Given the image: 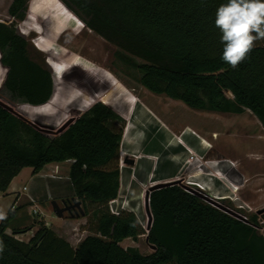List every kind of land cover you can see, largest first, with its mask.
I'll return each instance as SVG.
<instances>
[{
	"label": "trees",
	"instance_id": "1",
	"mask_svg": "<svg viewBox=\"0 0 264 264\" xmlns=\"http://www.w3.org/2000/svg\"><path fill=\"white\" fill-rule=\"evenodd\" d=\"M61 1L86 27L117 47L116 57L139 72L138 82L147 90L195 110H251L264 125V44H256L235 69L221 58L224 44L215 19L228 0H70L87 17L69 0ZM29 2L12 1L9 13L14 20L26 17ZM0 53L7 69L2 86L11 96L39 105L35 107L51 100L54 76L44 61L32 58L14 21H0ZM107 96L100 98L105 103L93 104L56 137L0 104V191L6 192L26 167L37 174L49 164L71 161L75 195L96 222V234L77 247L46 224L26 242L16 234L30 227L11 229L19 207L11 209L0 222V264H264L263 232L178 181L151 191L149 230L133 211H110L121 186L126 121ZM248 216L259 225L257 213ZM144 234L156 246L149 254L121 244Z\"/></svg>",
	"mask_w": 264,
	"mask_h": 264
},
{
	"label": "rangeland",
	"instance_id": "2",
	"mask_svg": "<svg viewBox=\"0 0 264 264\" xmlns=\"http://www.w3.org/2000/svg\"><path fill=\"white\" fill-rule=\"evenodd\" d=\"M12 1L0 0V21L8 24L14 21L17 31L28 41L32 58L44 61L52 72L55 91L51 100L43 104L42 107H35L39 105H31L24 99L14 98L2 86L7 69L0 62V104L42 129L49 136H58L93 104L99 101L104 102L100 100L101 97L108 95L109 105L125 119L126 123L129 118L130 105L137 100L140 103L149 104L158 115L172 125L180 123L194 127L213 141L215 148L211 150V155L218 153L226 156H235L237 153L241 155L243 146L258 147L261 145L263 139L258 135H262V128L256 122V118L248 113L232 114L195 110L182 101L147 90L138 82L139 72L124 65L116 57L117 47L86 27L82 19L68 9L63 1L30 0L28 13L23 20H14L10 15L9 8ZM72 4L82 17H87L83 9ZM256 44H264V39H258ZM114 84L123 92L116 90ZM87 103L90 105L86 107ZM154 132L156 133L154 134ZM248 132L253 135L250 139L246 137ZM146 135V139H150L154 135L147 146H149V150H156L159 157L163 158L172 150L166 148L161 141L166 136L164 129H157L156 126H153L148 128ZM124 153V155L121 153L120 165L127 169L128 167L135 169V166L126 165L124 160L128 157L137 159L141 154L129 151H124ZM196 155L202 161V165L203 163L207 164V160L202 155ZM70 163L61 164L62 172H64L62 176L68 175ZM199 164V162H192L191 166L198 168ZM30 170L31 168H28L20 174V179H23V184L26 186L25 194L40 188V183L28 180L26 174ZM46 172L47 168L41 171L44 174H47ZM187 180L195 181V177L185 174L178 182L185 187ZM58 186L59 190L65 191V195H57L53 199L49 191L52 188L47 186L42 191L43 195L47 196L36 201L39 207L34 209L22 207L18 211L17 216L12 220L11 229L30 227L29 230L16 234L18 239L27 240L41 224H47L49 228L57 231L74 247H77L81 240L88 235L96 234V222L91 215H86L83 204V215L74 213L72 216L66 212L64 218L57 216L52 204L54 200L61 207H64L66 203L73 202L74 198L80 201L69 182ZM202 187L208 192V188ZM213 199L226 207L239 209L246 215L255 213V210L251 208L253 206L243 203L237 196H234V199L238 204L226 202L222 198L215 197ZM139 201L141 206L138 213L143 227L148 230L149 213L146 196ZM3 204L4 201L0 200V207ZM116 204L120 207L129 206L126 197L122 195L116 199ZM238 205H242V207L238 208ZM92 211L93 207L90 206V213ZM121 244L124 247H138L144 254L153 252L146 234L140 236L138 241L129 238Z\"/></svg>",
	"mask_w": 264,
	"mask_h": 264
},
{
	"label": "crops",
	"instance_id": "3",
	"mask_svg": "<svg viewBox=\"0 0 264 264\" xmlns=\"http://www.w3.org/2000/svg\"><path fill=\"white\" fill-rule=\"evenodd\" d=\"M245 113L254 116L256 122L261 126L263 133L258 135L263 139L261 145H258V147L243 146L241 155L239 153L235 156H226L219 153L211 155V150L215 148L214 143L210 138L202 135L199 130L180 123L172 125L166 122L165 118L158 115L149 104L140 103L137 100L133 101L130 105L129 118L124 129L121 153L124 155V151H129L141 155L137 159L126 158L129 159L128 162L124 160L126 165L135 166V169H129V167L127 169L120 165L121 186L117 198L122 195L129 202V206L123 207V210L133 211L139 216L138 212L141 206L139 200L146 196L151 186L178 181L185 174L193 175L196 182L208 188L207 190L212 197L215 196L226 202L236 203L234 196H237L243 203L256 208L251 207L255 212L264 209V125L251 110H246L242 114ZM153 126L166 131V136L161 141L166 148L172 149L163 158L158 156L156 150H149V146H147L154 135L150 139H146V134L148 128ZM246 137L250 139L253 135L248 132ZM189 150L202 155L207 160V164L203 163L201 167L193 168ZM130 160H133V163ZM61 164L47 165L45 167L47 168V174L41 172L34 174L33 168H24L20 174L31 168L26 174L28 180L40 183V188L25 194L26 186L23 184V179H20V174L16 176L6 192L0 191V200L4 201V204L0 207V213H2L0 222L11 209L14 210L19 207L20 211L22 207L31 209L39 207L36 201L47 196L43 195L42 192L47 186L50 189L52 188L49 191L53 199L57 195H65V191L59 190L58 185L68 182L72 187L73 185L69 178V172L67 176H62L64 172H62ZM262 213L264 218V212ZM37 230L36 228L34 234ZM34 234L24 241L28 242Z\"/></svg>",
	"mask_w": 264,
	"mask_h": 264
},
{
	"label": "clouds",
	"instance_id": "4",
	"mask_svg": "<svg viewBox=\"0 0 264 264\" xmlns=\"http://www.w3.org/2000/svg\"><path fill=\"white\" fill-rule=\"evenodd\" d=\"M215 25L224 44L221 58L235 69L248 58L255 42L264 39V0H228L217 9Z\"/></svg>",
	"mask_w": 264,
	"mask_h": 264
},
{
	"label": "water",
	"instance_id": "5",
	"mask_svg": "<svg viewBox=\"0 0 264 264\" xmlns=\"http://www.w3.org/2000/svg\"><path fill=\"white\" fill-rule=\"evenodd\" d=\"M128 161H129V159H125V162H128ZM130 162L133 163V160H130ZM164 185L165 184H157V185L151 186L150 189L147 191L146 202H147V210L149 213L148 230L151 228L152 223H153V214H152L151 208H150V193L154 189L161 188ZM185 188L188 191L199 195L201 198L208 201L209 203L221 208L222 210H224L226 212H229V213L235 215V213L231 212L226 206L218 203L215 199H213V197H211V195L209 196V194L206 191H204L202 189H196V188L188 186V185H185ZM52 204H53V208H54L55 213L57 214V216H59L61 218L65 216L66 212H69L72 216L74 215V213H76L77 215H79V214L83 215L84 214V211L82 208V203H81V201H77L76 198L73 199V202L66 203L64 207H61L57 201H53ZM259 212L260 213L264 212V209L260 210ZM147 241H148V237H147ZM151 247L153 248V250L156 249L155 245H151Z\"/></svg>",
	"mask_w": 264,
	"mask_h": 264
},
{
	"label": "built area",
	"instance_id": "6",
	"mask_svg": "<svg viewBox=\"0 0 264 264\" xmlns=\"http://www.w3.org/2000/svg\"><path fill=\"white\" fill-rule=\"evenodd\" d=\"M189 152H190V154H191L190 161H192V162H199V163H200V164H199V167H201V165H202V161H200V158H198V156L196 155V153H193V152L190 151V150H189ZM186 185L191 186V187H194V188H196V189H202V190L205 191V189H203L202 185H201L200 183H198V182H195V181H189V180H188V181L186 182ZM207 193H208V192H207ZM213 198H215V196H213ZM216 198H219V197H216ZM241 207H242V205L238 206V208H241ZM109 208H110V211H111L113 214H116V215L120 214V212L123 210V207H118V205L116 204V199L110 201V203H109ZM227 208H228L231 212L235 213V215H233V214H231V213H229V212H227V213H229V214H231L232 216H234V217H236V218L242 220L243 222H245V223H247V224H249V225H251V226L257 228L258 230H260L261 232L264 233V218L262 217V214H263V213L255 212V213L258 214V222H259V225H256V224H253V223L251 222V220H250V218H249L248 215L242 213L239 209H236V208H234V207H229V206H227Z\"/></svg>",
	"mask_w": 264,
	"mask_h": 264
},
{
	"label": "bare ground",
	"instance_id": "7",
	"mask_svg": "<svg viewBox=\"0 0 264 264\" xmlns=\"http://www.w3.org/2000/svg\"><path fill=\"white\" fill-rule=\"evenodd\" d=\"M215 135H216V134H215ZM215 135H214V136H215ZM205 143H206L207 145H209L207 142H205ZM237 188H238V187H237ZM205 191H206V190H205ZM208 194H209V193H208ZM210 195H211V194H210Z\"/></svg>",
	"mask_w": 264,
	"mask_h": 264
}]
</instances>
